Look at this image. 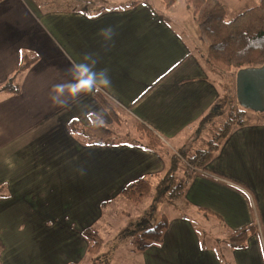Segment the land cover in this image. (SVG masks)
I'll use <instances>...</instances> for the list:
<instances>
[{
    "label": "crops",
    "instance_id": "0c3cea01",
    "mask_svg": "<svg viewBox=\"0 0 264 264\" xmlns=\"http://www.w3.org/2000/svg\"><path fill=\"white\" fill-rule=\"evenodd\" d=\"M188 6L180 0L160 10L147 0L0 2V264L77 262L88 249L82 231L99 223L103 203L133 180L164 173L173 155L183 161L211 146L206 129L217 118L221 129L228 112L212 78L221 73L210 64L209 49L196 45L199 28ZM190 25L198 28L195 35ZM108 26L116 35L106 45L98 33ZM89 52L98 54L96 70L107 69L111 80L99 91L163 145L144 148L140 139L85 145L71 134L69 122L88 127L91 115L115 124L96 91L63 106L50 98L52 86L69 79L65 70ZM198 173L188 181L185 216L169 222L161 244L137 248L143 263L264 264V123L235 127ZM186 214L204 217L208 243ZM249 225L258 230L248 246L230 248L229 232ZM223 235L228 253L212 245Z\"/></svg>",
    "mask_w": 264,
    "mask_h": 264
},
{
    "label": "trees",
    "instance_id": "16d2710c",
    "mask_svg": "<svg viewBox=\"0 0 264 264\" xmlns=\"http://www.w3.org/2000/svg\"><path fill=\"white\" fill-rule=\"evenodd\" d=\"M162 2L169 8L177 0H162ZM189 2L193 7V13L201 36L208 45L209 62L216 71L220 73L233 72L236 77L238 71L243 68L264 65V0H259L258 5L232 18H228L227 6L221 0H189ZM29 64L30 62L24 63L17 69V72L23 71ZM95 97L109 113L115 124L120 125L121 113L119 108L101 91H96ZM238 106V101L235 100L234 104L231 105L230 111H228L226 122L219 134L211 141L209 148L199 151L192 157L183 158V161L176 155L171 157L166 171L162 175H155L160 177V181L156 186L157 197H164L172 204L178 202V204H181V210L188 206L185 201L188 189L187 181H190L199 175L198 172L205 169L235 127L248 124L244 119L243 113H241L243 111ZM211 114L212 112H209L203 116L199 121V125L210 118ZM99 120L100 118L96 115L89 116L90 124L88 127H83L79 121L72 120L68 124L69 131L85 145H111L109 140L114 132L104 122L100 123ZM136 129L140 139L136 144L139 146L152 148L163 145L162 140L143 124L138 123ZM181 171H183L184 176L179 180ZM151 189L152 184L149 179L141 177L128 183L121 190L120 196L135 205H139L144 197L150 193ZM107 203L105 202L101 206H105ZM198 210L204 216L208 213L204 209ZM142 223H140V226ZM168 226L169 221L164 218L152 229L141 234L139 236L141 240L147 238L150 241L138 246V248L145 250L153 244H161L164 232ZM257 230L256 225H249L229 232L227 236L229 247L232 249L246 248L249 238ZM82 235L88 243L87 252L89 255L96 254L102 246V240L99 235L93 230V227L82 231ZM93 260L95 261L96 259Z\"/></svg>",
    "mask_w": 264,
    "mask_h": 264
},
{
    "label": "rangeland",
    "instance_id": "374dc122",
    "mask_svg": "<svg viewBox=\"0 0 264 264\" xmlns=\"http://www.w3.org/2000/svg\"><path fill=\"white\" fill-rule=\"evenodd\" d=\"M131 1V0H129ZM133 1H141V0H133ZM152 2L157 9H164L162 7V0H147ZM182 4L189 5L190 9L193 7L190 4L189 0H180ZM227 6V15L228 18H232L237 16L238 14L244 12L245 10L252 8L259 4V0H221ZM185 16H188L185 13ZM184 22H189L188 18H184ZM187 26V25H185ZM190 33L194 31V35L197 33L198 28L193 25H190L188 28ZM198 37L196 40L197 47L207 48L208 45L201 36L200 30L198 31ZM197 41H200L198 43ZM213 80L218 84L219 88H221L222 92V102L226 107V112L230 111L231 105L234 104L235 100H237L236 96V82L234 84L235 74L232 73H221V74H213ZM239 105V103H238ZM242 106H238V108L243 111L244 119L248 122V124H261L264 123V113L254 112L252 110L245 109ZM219 118L214 120L212 124V128L208 131L206 129L207 137H216L219 134L221 129L219 124H222V120H218ZM120 125L112 124L109 125L114 134L112 138L109 140L111 142L115 141L117 143H126V142H137L139 140V133L135 127L134 121L127 115H120ZM212 123V122H211ZM163 152L166 153L164 148H160ZM169 154V153H168ZM171 154H169V158ZM163 174V173H162ZM160 174V175H162ZM184 173L181 171L179 173V180L183 178ZM149 182L152 184V189L149 194H147L142 202L139 205H135L124 197L117 196L116 199H111L103 206L101 209L102 216L101 220L97 225L93 227V230L99 235L102 240V246L99 251L94 255H89L86 252L82 257H78V261L73 264H144L140 251L137 249L138 246L148 243L150 240L144 238L141 240L139 237L144 232L152 229L158 223H160L164 218L169 222L176 217H184L185 214L181 210V204L170 203L164 197H157L156 186L160 181V177H147ZM188 183V181H187ZM188 220L192 223H195L197 228H201V232L203 235L201 239L203 242L208 243L209 234L206 232H211V229H204V225L206 224L203 216L199 217H191L188 214ZM190 217V218H189ZM215 220H210L209 223H213ZM143 222V223H142ZM140 223L142 225L140 226ZM204 224V225H203ZM213 225V224H212ZM215 234H220L219 230L215 231ZM213 236V233H212ZM224 240V241H223ZM214 244L212 245L215 248H218L220 252L223 250L228 253L230 252V248L226 244L225 236L223 235V239L213 240ZM93 259H96L95 261Z\"/></svg>",
    "mask_w": 264,
    "mask_h": 264
},
{
    "label": "clouds",
    "instance_id": "9594fccd",
    "mask_svg": "<svg viewBox=\"0 0 264 264\" xmlns=\"http://www.w3.org/2000/svg\"><path fill=\"white\" fill-rule=\"evenodd\" d=\"M99 36L103 38L106 45L112 42L116 35V30L112 26L102 28ZM99 62L97 53H85L82 61L72 64L67 68L66 75L69 79L64 83L54 84L49 93L54 105L63 106L70 100H75L82 93L99 91L101 87L107 88L111 84L107 69L100 71L96 70V65ZM103 123V120H99ZM264 259V254H262Z\"/></svg>",
    "mask_w": 264,
    "mask_h": 264
},
{
    "label": "water",
    "instance_id": "95a60500",
    "mask_svg": "<svg viewBox=\"0 0 264 264\" xmlns=\"http://www.w3.org/2000/svg\"><path fill=\"white\" fill-rule=\"evenodd\" d=\"M236 96L243 108L264 113V65L238 71Z\"/></svg>",
    "mask_w": 264,
    "mask_h": 264
}]
</instances>
